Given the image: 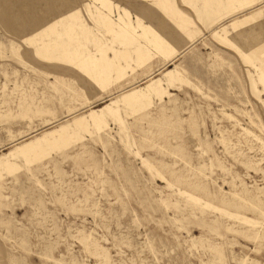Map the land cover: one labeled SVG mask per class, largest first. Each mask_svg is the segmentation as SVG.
I'll list each match as a JSON object with an SVG mask.
<instances>
[{
	"label": "rangeland",
	"instance_id": "obj_1",
	"mask_svg": "<svg viewBox=\"0 0 264 264\" xmlns=\"http://www.w3.org/2000/svg\"><path fill=\"white\" fill-rule=\"evenodd\" d=\"M0 264H264V0H0Z\"/></svg>",
	"mask_w": 264,
	"mask_h": 264
}]
</instances>
